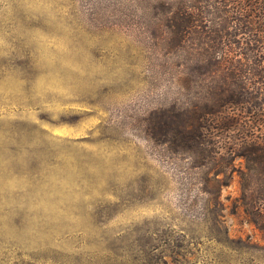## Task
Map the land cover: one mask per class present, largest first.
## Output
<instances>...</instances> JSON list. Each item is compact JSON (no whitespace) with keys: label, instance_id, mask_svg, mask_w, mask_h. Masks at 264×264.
<instances>
[{"label":"rangeland","instance_id":"1","mask_svg":"<svg viewBox=\"0 0 264 264\" xmlns=\"http://www.w3.org/2000/svg\"><path fill=\"white\" fill-rule=\"evenodd\" d=\"M208 8L0 0V264H264L246 158L217 175L165 142L203 92ZM226 131L227 154L249 129Z\"/></svg>","mask_w":264,"mask_h":264},{"label":"trees","instance_id":"2","mask_svg":"<svg viewBox=\"0 0 264 264\" xmlns=\"http://www.w3.org/2000/svg\"><path fill=\"white\" fill-rule=\"evenodd\" d=\"M207 12H197L194 24L207 23L205 32L213 43L200 44L207 58L192 66L195 87L205 93V101L200 91L195 94L199 103L178 107V125L164 130L165 142L186 152L195 166H213L217 175L228 170L230 157H245L244 204L264 228V0H209ZM220 98H226L225 104L218 103ZM222 106L238 113L223 116ZM237 124L249 132L239 133L226 154L224 133Z\"/></svg>","mask_w":264,"mask_h":264}]
</instances>
